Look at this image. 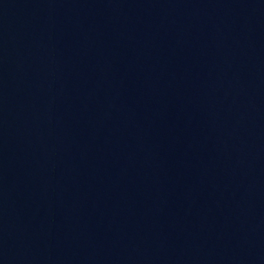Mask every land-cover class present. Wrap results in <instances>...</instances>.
<instances>
[{
	"label": "water",
	"instance_id": "water-1",
	"mask_svg": "<svg viewBox=\"0 0 264 264\" xmlns=\"http://www.w3.org/2000/svg\"><path fill=\"white\" fill-rule=\"evenodd\" d=\"M0 264H264L147 0H0Z\"/></svg>",
	"mask_w": 264,
	"mask_h": 264
}]
</instances>
